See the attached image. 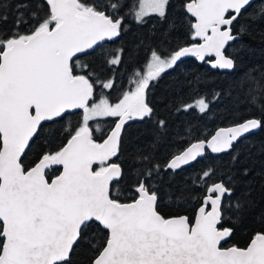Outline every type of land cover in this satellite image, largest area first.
Returning a JSON list of instances; mask_svg holds the SVG:
<instances>
[{
  "label": "snow or ice",
  "instance_id": "6c2138e0",
  "mask_svg": "<svg viewBox=\"0 0 264 264\" xmlns=\"http://www.w3.org/2000/svg\"><path fill=\"white\" fill-rule=\"evenodd\" d=\"M253 4L16 0L9 26L12 0H0V264H264V227L244 247L223 246L234 226L258 207L251 185L232 197L252 171L247 165L235 170L240 157L248 162L264 156V141L236 147L264 132V65L241 72L226 93L177 107L211 119V104L235 93L251 115L172 152L163 163L157 155L167 142L168 121L156 116L148 99L153 82L187 57L234 72L237 60L252 50L245 36L258 34L264 43V30L258 31L264 0L249 12ZM176 10L184 15L170 19ZM126 19L141 27L155 20L166 28L156 43L153 32L126 50L115 46L128 30ZM181 28L184 42L165 51ZM126 54L133 63L129 86L112 99V73ZM148 123L153 139L135 143L139 134L130 130ZM37 140L45 148L26 165ZM209 153L229 154L228 166L205 165L192 185L173 182ZM214 176L218 179L209 183ZM165 198L177 213L190 199L199 203L192 218L165 215ZM259 215L264 221V210ZM226 219L234 226L221 227Z\"/></svg>",
  "mask_w": 264,
  "mask_h": 264
},
{
  "label": "trees",
  "instance_id": "16d2710c",
  "mask_svg": "<svg viewBox=\"0 0 264 264\" xmlns=\"http://www.w3.org/2000/svg\"><path fill=\"white\" fill-rule=\"evenodd\" d=\"M16 0H12V8L9 9V21L8 25H11L12 16L14 15V5ZM180 0H174V3H179ZM261 3V0L255 1L253 8L249 9V12L253 11L257 5ZM123 15V10H121ZM184 15L179 10L170 17L175 19L176 16ZM247 18V13L241 18L242 22ZM128 26L127 32L122 36L121 41L117 42L119 46L122 44L126 50L136 45L140 40L147 41L151 33L155 32V36L152 37L153 43H156L161 38V33L166 28V25H160L155 20H150L148 24L144 26H138L131 20L125 21ZM155 25V27H153ZM259 30H264V23L259 25ZM184 29L181 28L179 32H173L169 37L170 42H166L163 46L167 51L169 48H173L178 42L183 41ZM246 45L252 49L250 52L244 55L243 61L237 60V68L234 72L228 70L212 69L210 65L206 63L199 64L194 59L184 60L174 70H168L162 74V78L158 83H154V87L148 93V99L150 104L154 107L156 116L162 117L168 121V134L167 142L161 147L157 158L163 163L172 152H178L188 144L195 142L198 138L210 137L211 134L220 127H229L232 124L242 121L249 115L246 111V106L242 102H237L235 99V93L231 100H225L220 103H212L211 109L213 117L211 119L204 117L199 118L193 114V111L189 112H177L176 108L183 104L192 103L198 97H206L208 100L212 99L215 92H227L236 81L239 74L245 71L247 68L255 65H264V43L261 42L259 35H255V38L248 36L244 37ZM145 54L144 48L140 49L139 59L143 60ZM133 71V63L128 61L127 54L125 55V63L122 64L112 75L116 80V88L112 91L111 98L114 99L120 94L121 87H127L130 75ZM240 100H243L241 95ZM258 115V113H257ZM99 126L107 130V125L104 122H100ZM96 123L93 122L94 134L98 137L99 133L95 132ZM191 130L190 132L188 130ZM133 136L138 133V139L135 143L147 144L153 139L154 128L151 123L140 124L136 128L130 130ZM264 141V132H258L255 135L249 137L248 140H242L236 145L237 148L244 149L249 143L259 145ZM45 148V141L37 140L33 143V148L28 152L25 157V164H31L36 158L38 153ZM122 162L127 165L126 159L122 158ZM230 162L229 154H221L220 158H213V155L209 154V158L194 162L191 166L185 167L174 178L175 184L187 183L192 185L193 179H197L205 165L211 164L217 168H226ZM251 167L252 171L249 177L244 182H240L237 186L235 195L232 197L235 200L241 196L242 191L251 185L254 189L252 195L258 202L255 214L249 215L241 224L233 225L231 220L226 219L221 227L234 226L235 231L231 239L225 243L224 247H230L235 244L240 247H244L249 238L257 230L264 227V221L261 220L260 213L264 210V191L261 190V185L264 184V176L261 172H264V156H257L253 161H244V157L241 156L240 160L235 165V170H238L244 166ZM52 176V171L49 170V177ZM168 178L165 177V180ZM218 177H212L209 179V183H212ZM199 193H194L198 195ZM127 195V192H125ZM198 201L190 199L186 204L179 207L178 213L175 204L169 205L167 198L161 203V210L165 215H188L190 218L194 216L195 209L198 207Z\"/></svg>",
  "mask_w": 264,
  "mask_h": 264
},
{
  "label": "water",
  "instance_id": "95a60500",
  "mask_svg": "<svg viewBox=\"0 0 264 264\" xmlns=\"http://www.w3.org/2000/svg\"><path fill=\"white\" fill-rule=\"evenodd\" d=\"M255 1H258V0H254V2ZM187 59H194L197 63H199V64H202L203 62H200V61H197L195 58H193V57H187V58H184V60H187ZM183 60V61H184ZM215 133V132H214ZM210 155H213V154H211V153H209ZM187 167V166H186Z\"/></svg>",
  "mask_w": 264,
  "mask_h": 264
}]
</instances>
